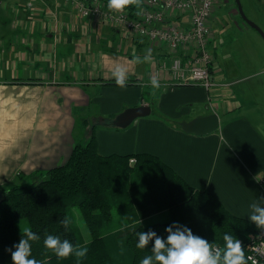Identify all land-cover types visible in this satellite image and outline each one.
I'll return each instance as SVG.
<instances>
[{"label": "crops", "instance_id": "crops-1", "mask_svg": "<svg viewBox=\"0 0 264 264\" xmlns=\"http://www.w3.org/2000/svg\"><path fill=\"white\" fill-rule=\"evenodd\" d=\"M0 4L15 18L0 20V190L66 162L79 140L80 122L91 112L98 118L99 153L155 154L188 184L205 188L233 214L249 219V205L264 197V117L250 90L237 96L232 87H221L231 77L215 59L218 85L210 96L204 86L174 82L165 65L172 57L166 44L83 17L71 2ZM142 6L143 0L135 9ZM149 50L151 62L133 63ZM115 63L128 67L124 88L107 83L115 79ZM153 76L158 89L150 85ZM140 104L150 105L151 113L126 127L106 124L110 115ZM212 112L219 126L210 133L181 125Z\"/></svg>", "mask_w": 264, "mask_h": 264}, {"label": "trees", "instance_id": "trees-1", "mask_svg": "<svg viewBox=\"0 0 264 264\" xmlns=\"http://www.w3.org/2000/svg\"><path fill=\"white\" fill-rule=\"evenodd\" d=\"M129 8V9H128ZM130 13L135 6L127 7ZM116 84L115 79L107 81ZM161 115V113H160ZM167 119L164 115H162ZM107 119H114L110 115ZM88 118L80 125L87 127ZM86 142L77 140L66 162L28 176V182L2 189L0 203V264H12L7 249L19 243L18 222L26 220L40 239L30 242L32 255L40 264H140L151 255L154 240L138 249V232L155 231L166 239V227L175 223L187 226L194 235L211 245L225 247L224 234L242 241L247 264L246 241L257 231L248 218L233 214L210 191L188 184L172 167L150 152L103 155L97 150L95 128ZM134 157L135 162L130 159ZM78 207L90 238L83 240L70 211ZM147 221L149 216H159ZM67 218L69 227L61 223ZM47 235L68 240L74 247L87 248L77 261L72 255L58 259L45 249Z\"/></svg>", "mask_w": 264, "mask_h": 264}, {"label": "built area", "instance_id": "built-area-1", "mask_svg": "<svg viewBox=\"0 0 264 264\" xmlns=\"http://www.w3.org/2000/svg\"><path fill=\"white\" fill-rule=\"evenodd\" d=\"M64 1L71 2L83 17L98 18L131 34L166 44L172 57L165 65L174 82L204 86L214 96L218 85L213 79L215 57L208 46L213 39L211 19L215 0H143L139 15L128 9L112 12L104 6L105 0ZM220 85L231 86V82ZM130 162H135V158ZM245 245L249 261L264 264V230L250 233Z\"/></svg>", "mask_w": 264, "mask_h": 264}, {"label": "clouds", "instance_id": "clouds-1", "mask_svg": "<svg viewBox=\"0 0 264 264\" xmlns=\"http://www.w3.org/2000/svg\"><path fill=\"white\" fill-rule=\"evenodd\" d=\"M141 4L142 0H108L107 7L112 12L121 13L129 6L139 9ZM151 59L149 50L143 61L140 57H135L133 63L151 62ZM111 72L116 85L120 88L126 87L128 67L115 63L111 67ZM150 85L153 89L160 88L156 76L151 77ZM259 201H253L249 205L248 217L258 229L264 230V206H261L264 197H260ZM61 223L67 229L70 222L65 218ZM20 231L19 243L12 246L15 251H12V248L7 249L11 253L12 264H40L35 258H30L32 255L30 242L38 241L40 237L27 225L20 227ZM165 231L167 232L166 239L151 229L137 233L139 239L136 247L138 249H145L149 242L154 240L151 248L152 254L145 256L140 264H247L241 241L234 239L232 235L224 234L225 247L220 248L213 247L207 239L194 235L190 228L175 222L167 226ZM43 244L45 249L53 252L58 259H66L74 255L79 262L86 257L88 251L87 248L74 247L68 240L62 241L58 236L53 235H47Z\"/></svg>", "mask_w": 264, "mask_h": 264}, {"label": "rangeland", "instance_id": "rangeland-1", "mask_svg": "<svg viewBox=\"0 0 264 264\" xmlns=\"http://www.w3.org/2000/svg\"><path fill=\"white\" fill-rule=\"evenodd\" d=\"M240 1L245 14L264 31V0ZM215 5L211 19L213 39L208 48L215 57L217 67L229 73L230 87L236 95L250 90V98L261 104L259 111L264 117V37L242 18L235 0H216ZM4 6L0 4V20L15 19ZM88 119L90 124L87 127L80 125L78 129L82 142H86L91 135L92 125L98 123L97 116L91 112ZM70 211L83 240L89 239V231L79 208L75 206ZM18 225L23 227L27 222L20 220Z\"/></svg>", "mask_w": 264, "mask_h": 264}, {"label": "water", "instance_id": "water-1", "mask_svg": "<svg viewBox=\"0 0 264 264\" xmlns=\"http://www.w3.org/2000/svg\"><path fill=\"white\" fill-rule=\"evenodd\" d=\"M235 2L238 6L242 18L264 37V31L262 30V28L245 14L241 1L235 0ZM150 113H151V106L148 104L130 106L125 108L119 114H117L115 118L112 120V122L116 126L126 127L130 123H132L135 118L149 115ZM181 125L186 131L196 132L198 134H206L218 128L219 116L217 113L212 112L207 115L197 116L190 121H182ZM3 199H4L3 191L0 190V203L3 201Z\"/></svg>", "mask_w": 264, "mask_h": 264}]
</instances>
